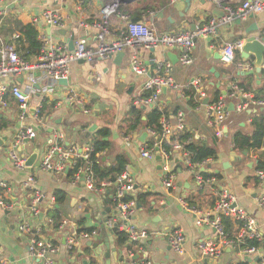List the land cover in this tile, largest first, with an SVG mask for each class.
Returning <instances> with one entry per match:
<instances>
[{
    "label": "crops",
    "instance_id": "0c3cea01",
    "mask_svg": "<svg viewBox=\"0 0 264 264\" xmlns=\"http://www.w3.org/2000/svg\"><path fill=\"white\" fill-rule=\"evenodd\" d=\"M104 1L68 0L61 10L64 27L50 28L41 22H31L33 16L38 15L51 3L50 0H1L0 6H8V9L0 27V38L3 41L16 42L18 38H14L17 33H8L11 31L12 20H16L23 24L30 23L38 33L43 30L47 36L56 40L68 42L72 34L91 44L95 30L78 28V21L91 22L98 18ZM239 1L221 0L218 5L212 0H190L189 9L184 15L180 13L185 7V0H134L131 3H121L120 9L132 20L152 23L158 32L183 31L192 30L210 19L218 18L224 11L223 7L235 6ZM113 23L118 24V19L114 17ZM250 25L256 29L246 33ZM248 36L264 38V9L252 17L219 25L213 35L197 37L190 53L192 63L189 65H182L178 61V48H125L118 64L113 61L114 55L98 59L92 64L74 62L68 77L64 78L67 83L62 84L58 79L54 85L55 93L45 96L40 90L49 84V80H44L38 71L25 72L22 77L10 76L7 80L9 85L31 91L29 114L23 123L33 125L36 131L33 139L15 143V135L21 123L18 119L17 103L8 95L7 107L0 106V181L6 184L5 189L0 188V193L9 206L6 209L0 208V260H5L8 264H38V261L29 255L28 247L32 238L44 237L56 247L53 252H48L53 264H132L133 261L141 260L151 264H261L259 256L264 257V213L258 207L256 199L264 193V180L260 179L259 185L254 184L253 180L255 177L259 178L258 164L261 163L264 168V145L239 151L233 148L232 140L236 134L250 136L253 131V118L264 117V105L258 104L259 100L254 99L255 92L261 94V89L264 92V59L260 72H256L254 55L241 57L240 46L235 49L234 59L231 61L226 60L222 53L225 45L238 42L242 44ZM167 53L177 57L176 63L167 58ZM133 55L138 56L147 65V76L157 72L158 63H171L170 73L174 86L164 88L158 101L152 105L136 103L145 78L130 71L129 61ZM35 59L36 57H31L30 62ZM239 64H243L242 68ZM246 64H249L250 68H246ZM249 70L254 71L251 74H240ZM30 77L41 78L37 83H31ZM246 78L251 80L249 90H244L237 84ZM193 80L196 81L195 84L192 83ZM69 87H73L83 97L90 110L88 114L69 102ZM188 90L194 92L193 103H190V97L186 94ZM217 96L218 99L223 97L226 103L228 114L224 124L216 123L213 115L209 113V107ZM44 98L47 99L48 107L52 101H56V104L50 110L46 122L41 124L35 118L34 110L41 106ZM243 103L244 107L238 109ZM230 104L233 106L232 110L228 109ZM131 105L141 107L145 112L155 107L171 123H175L177 112H183L188 140L198 145L213 147L216 150L215 156L208 157L197 166L189 164L188 167L182 157L183 152L174 151L171 160V169L175 174L174 188H164L161 170L158 168L159 162L155 159L159 154L156 153L153 160H147L140 155L138 149L143 144V141L139 140L142 133L146 132L145 141L152 137L154 132L141 129L124 135L119 129ZM105 126L109 129L108 139L111 144L106 152L101 153V159L105 165H109L117 154L124 155L127 160L125 167L131 173L134 183V189L129 196L135 198L139 194L146 195L144 201L136 202L140 207L135 209L130 219L137 227L151 233L131 244L120 243L116 232L100 227V222L105 216L110 217L115 213L114 204L105 202L108 192L106 188L95 190L88 187L84 180L74 182L66 177L65 169L56 172L40 167L43 153L56 139L63 148L74 149V156H71L73 160L88 145L90 137ZM218 129L221 131L219 136L216 135ZM37 147L38 158L32 167L17 169L13 166L9 156L11 149L27 157ZM177 161L182 164L180 172L174 170ZM201 171L217 173L220 178L199 190L195 176ZM28 175L34 177L35 187L46 196L52 195L56 189L65 191V200L58 207L62 221H66V224H60L56 229L53 227L51 218L47 215L49 206L46 200L39 204V213L36 216L31 214L28 206L33 188L24 186ZM221 189L229 190L235 196L237 204L256 219L263 237L261 241L257 240L261 246L255 247L256 253L241 254L237 245L225 246L218 258L199 256V241L212 238L215 230L209 225H196L194 216L181 206L178 198H184L189 206L210 210ZM107 207L110 209L108 213L105 211ZM40 213H43L42 217L39 216ZM22 220L28 223V231L18 229ZM229 220L233 225L229 226L230 232L224 229L229 237H233L237 233L238 222L231 218ZM177 226L183 229L185 236L182 253L175 252L169 246L167 236L162 234ZM73 227L78 231H90L94 234L87 239L80 238L76 246L67 249L65 235ZM117 230L124 231L121 228ZM105 236L110 248L109 256H105ZM87 242L97 246L92 247ZM99 250L101 251L95 256ZM129 250L134 252V256H129Z\"/></svg>",
    "mask_w": 264,
    "mask_h": 264
},
{
    "label": "built area",
    "instance_id": "2783aa9c",
    "mask_svg": "<svg viewBox=\"0 0 264 264\" xmlns=\"http://www.w3.org/2000/svg\"><path fill=\"white\" fill-rule=\"evenodd\" d=\"M1 1V0H0ZM14 2H21L27 0H13ZM51 3L43 8L41 12L31 18V22L37 24L41 22L43 25L56 28H62L64 17L62 15V6L68 0H50ZM79 1V0H78ZM220 5L221 0H212ZM121 0H105L99 11L98 18L91 22L85 20L78 21V28L86 29L93 28L94 41L89 44L76 36L73 40V48H68V42L63 40H56L47 36L43 30L39 31L38 38L40 40L39 52L33 62L23 60L17 53L15 40L3 41L0 38V106L7 107V96L10 95L17 103L18 119L21 123L19 131L15 135V143L19 144L25 140H31L35 136L34 126L24 124L27 115L29 114V100L31 91L23 90L16 85H9L8 79L10 76L22 75L25 72L38 71L41 77L49 80V84L44 85L40 92L45 95L55 93L54 85L60 78H67L70 73L71 65L74 62L83 60L86 63L92 64L98 59L107 58L115 55L125 48H144L153 49L156 47L164 48H178V61L182 65H189L192 63L191 50L195 45V40L200 36H207L215 34L217 27L222 24H229L237 20L246 19L250 15L257 14L264 9V0H240L235 6L223 7V13L218 18L210 19L204 25L196 26L192 30L183 31H163L158 32L152 23L145 21L132 20L128 14L121 11ZM81 4V3H80ZM79 4V5H80ZM8 6H0V27L7 15ZM79 9V8H78ZM117 18L119 23L114 24L113 18ZM19 38L16 34L14 39ZM241 43L227 44L223 47L222 53L226 60L234 59V51ZM243 64H239L242 68ZM250 68L249 64L245 65ZM129 69L136 76L144 77L142 83L141 93L136 97V103L144 106L152 105L158 101L159 95L163 88L174 86L171 77L170 69L171 63L168 61L157 64V72L147 76V65L136 55H133L129 61ZM41 77H30L31 83H37ZM196 83L195 80L192 81ZM147 93L146 96H142ZM67 99L72 104L77 105L83 113L88 114L89 109L86 107L85 100L80 96L77 90L73 87L68 88ZM258 104L264 105V99L259 100ZM225 100L220 97L209 107V113L213 115L214 121L218 124H224L227 119V110L225 108ZM239 106L238 109H242ZM38 109L34 110V116L37 119ZM38 120V119H37ZM185 132L184 114L177 112L175 123H171L166 116L160 117V132L159 139L153 144L155 147L146 148L141 144L139 153L147 160H153L156 153L161 156V178L164 188H174L175 174L171 169V154L160 147L164 140L170 141L174 136ZM216 135H221L218 129ZM59 139V138H58ZM184 143L175 141L172 143L174 151L183 152V159L189 166L188 153L183 149ZM157 149V150H156ZM89 144L84 148L79 155L87 160L89 157ZM74 156V149L63 148L61 143L56 139L55 142L43 153L40 160V167L47 171L62 172L67 166L72 164L71 156ZM10 161L17 169L25 167V157L17 154L13 149L9 151ZM84 174V182L88 187H93V179L91 171L87 165L83 169H79L76 175L72 178L74 182L81 180V174ZM261 180H264V172L257 171ZM198 186L211 185L215 178L210 176L203 178L201 174L195 176ZM109 183H102L99 190H104ZM24 186L28 189L33 188V193L29 203V210L32 215L36 216L39 213V204L46 200L49 208L55 203L54 195L46 196L35 187V179L32 175H28L24 181ZM0 188L5 189L6 184L0 181ZM134 189V183L131 178V173L128 168L117 176L115 180V190L112 196L114 201L115 213L107 217L105 221L106 228H112L114 225L125 231L127 242L129 244L138 242L150 235L146 229L139 228L131 222V216L136 209V202L134 199L123 201L122 198L130 195ZM96 190V189H95ZM181 206L189 211L194 216L195 224L198 226L209 225L214 228L215 235L212 238L199 241L197 245L198 254L204 258H218L225 246H237L245 243L247 239H256L261 241L263 239L256 219L249 216L245 210L240 207L235 199V196L227 189H221L217 193L214 205L210 210H204L195 206H189L185 203L184 198H178ZM257 205L264 213V193L260 194L257 199ZM3 195L0 193V208H8ZM223 217L231 218L238 222L236 228L237 233L233 237H229L225 232L222 223ZM52 221V219H51ZM62 225L66 221L61 222ZM20 231H28L29 225L25 220L18 224ZM153 233V232H152ZM158 233V232H154ZM94 232L78 231L76 228H71L65 235V244L67 249L76 246L81 239H87ZM161 234V232H159ZM167 236L169 246L177 253H182L185 241L184 231L180 227H174L168 232H163ZM241 254L256 253L257 249L254 246L239 247ZM56 247L47 238H32L28 253L31 257L38 261V264H53V261L48 257V252H53ZM129 256H134L132 250L128 251ZM261 264L263 257L259 256ZM0 264H8L5 260H0ZM132 264H151L149 261H133Z\"/></svg>",
    "mask_w": 264,
    "mask_h": 264
},
{
    "label": "trees",
    "instance_id": "16d2710c",
    "mask_svg": "<svg viewBox=\"0 0 264 264\" xmlns=\"http://www.w3.org/2000/svg\"><path fill=\"white\" fill-rule=\"evenodd\" d=\"M136 21V20H135ZM12 27L11 31L8 33L18 34L19 38L16 40L17 46V53L18 55L25 61L30 62L31 57H36L39 48H40V40L38 38V32L36 28L28 23L23 24L16 20H12ZM10 23V24H11ZM2 34H4L3 29L1 30ZM264 72V70H263ZM250 78H246L245 81L237 83L238 86L244 90L250 89ZM261 94L255 92L254 99L255 100H262L264 99V92L261 89ZM193 93L192 91H187L186 94L190 97V103H193ZM147 93H143L142 96H146ZM218 100V96L215 98V101ZM56 101H52L50 103V107L47 106V99L44 98L41 106L38 109L37 119L40 121L41 124L45 123L49 117L50 110L53 109ZM87 107V106H86ZM49 108V109H48ZM161 113L157 108H151L148 111H144L141 107L136 105H131L129 111L121 121L119 126L120 131L124 135L132 134L133 132H137L141 129L146 131L154 132V135L149 139L143 141V145L146 148H155L153 144L159 139V132H160V117ZM144 117V118H143ZM253 131L250 136H245L241 134H236L232 140L233 148L237 150L243 149H250L260 147L264 145V117L258 116L254 117L252 120ZM109 129L108 127H102L92 137H90L88 144L90 147L89 157L87 160L83 159L80 155H76L73 158L72 164L68 167L67 171L65 172L66 177L72 179L78 170L81 168L83 169L87 165L91 171V176L93 179V188L99 190L102 183H109L110 185L106 187L107 196H106V203L107 204H114L112 200V196L115 190V180L117 176L124 170L126 166L127 160L125 159L124 155L117 154L109 165H105L103 160L101 159V153L106 152L110 147L109 141ZM189 139L188 133H180L177 136H174L168 140H164L160 147L163 148L166 152L171 154V158L174 154V149L172 147V143L175 141H179L184 143L183 149L185 152L188 153V160L189 164L192 166H197L201 164L205 159L208 157H214L216 154V150L213 147H209L207 145H198L197 143L191 142ZM189 167V166H188ZM258 170L263 171V165L261 163L257 166ZM257 170V171H258ZM203 178H208L213 176L215 179H219L220 175L217 173H205L203 171L200 172ZM254 184L259 185L261 183L260 178L255 177L253 180ZM202 186H200V189ZM55 197V203L52 205L51 208L47 210V215L52 219V225L56 229L60 226L62 222V215L58 206H60L63 201L65 200L66 193L63 190L56 189L53 193ZM146 198L145 194L136 195L135 198L132 196L126 195L122 198L123 201L135 199L137 201H144ZM187 204V202H185ZM189 205V204H187ZM223 224L224 228L227 232H230L229 226H233L231 221L228 217H223ZM87 230H92V228H86ZM90 232V231H89ZM118 235V241L127 242V236L125 231L116 230L115 231ZM244 246H254L260 247L261 243H259L256 239H247L245 243L239 244V247ZM264 262V257H263ZM240 264H247L246 262H242Z\"/></svg>",
    "mask_w": 264,
    "mask_h": 264
},
{
    "label": "water",
    "instance_id": "95a60500",
    "mask_svg": "<svg viewBox=\"0 0 264 264\" xmlns=\"http://www.w3.org/2000/svg\"><path fill=\"white\" fill-rule=\"evenodd\" d=\"M134 0H121L122 3H131ZM189 5H190V0H185V7L183 9V12L180 13V15H184L187 10L189 9ZM249 17H252V15H250ZM253 25V24H252ZM250 25V27L246 30V33L256 29L255 26ZM63 31V30H62ZM73 40H74V36L71 34L68 40V48L71 50L73 48ZM240 50H241V57L243 58H248V56L250 54H253L255 57V61H254V66H255V71L256 72H260L261 70V65L263 63V59H264V38H258L256 36H248L244 43L241 44L240 46ZM123 56V52L119 51L117 52L114 56H113V61L114 63L118 64L120 62L121 57ZM111 57V56H110ZM167 58L172 62V63H176L177 61V57L170 53H167ZM79 62H84L83 60H79ZM254 70H249V71H245V72H240V74H251L253 73ZM149 74V73H148ZM22 77V75H21ZM59 82L62 84H66L67 81L64 78H60ZM162 90H165L164 88ZM232 105L230 104L228 109L232 110ZM34 131H36V128L34 127ZM146 136V132H143L141 137L139 138V140L142 142L144 141V137ZM27 141V140H25ZM157 150V149H156ZM38 153H39V149L38 147L35 148L33 150V152L25 157V166L30 168L34 165V163L36 162L37 158H38ZM155 159L159 162L158 168L161 169V156L160 155H156ZM181 166L182 164L180 162H176V166L174 167V170L180 172L181 171ZM68 166L65 168V172L67 171ZM180 169V170H179ZM84 179V174H81V180ZM153 204V203H152ZM151 204V207H152ZM140 205L139 203H136V208H139ZM105 211L108 213L110 211V209L107 207L105 208ZM43 213H40L39 216L42 217ZM107 220V216H105L101 222H100V227L104 228L106 227L105 225V221ZM110 230H112L113 232H115L117 230V226L114 225L112 228H110ZM104 241L106 242V249H105V256H109L110 253V248H109V244H108V240L107 237H104ZM88 245H91L92 247H96L97 244H94L92 242H87ZM101 250L97 251L94 255L96 256ZM137 258V257H135ZM134 258V259H135Z\"/></svg>",
    "mask_w": 264,
    "mask_h": 264
}]
</instances>
